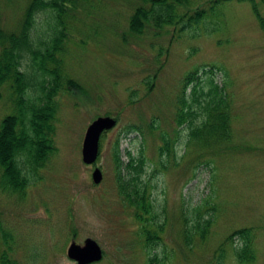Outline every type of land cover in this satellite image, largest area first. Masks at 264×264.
Instances as JSON below:
<instances>
[{
    "label": "rangeland",
    "instance_id": "obj_1",
    "mask_svg": "<svg viewBox=\"0 0 264 264\" xmlns=\"http://www.w3.org/2000/svg\"><path fill=\"white\" fill-rule=\"evenodd\" d=\"M26 2L0 0V26L15 29ZM254 2L264 19V0ZM140 4L77 0L68 10L63 72L83 90L58 91L56 150L28 174L23 191L0 184V255L6 251L15 264H77L66 248L87 236L103 253L89 264H264V29L251 1L194 0L189 8L177 6L178 13L205 12L183 30L181 22L155 28L151 21L134 33L129 18ZM23 62L31 70L30 60ZM194 70L199 85L211 75L225 92L228 138L200 143L189 138L187 119L177 121L184 77ZM193 83L186 86L188 101ZM13 110L6 83L0 119ZM98 115L116 123L100 134L98 156L88 164L82 140ZM163 135L170 152L160 155ZM129 154L143 157L147 212L118 189L119 169L130 180ZM145 228L158 235L156 244L145 245ZM242 228L249 229L253 258L240 261L235 248L244 239L235 232Z\"/></svg>",
    "mask_w": 264,
    "mask_h": 264
},
{
    "label": "trees",
    "instance_id": "obj_2",
    "mask_svg": "<svg viewBox=\"0 0 264 264\" xmlns=\"http://www.w3.org/2000/svg\"><path fill=\"white\" fill-rule=\"evenodd\" d=\"M77 0H27L23 14L15 29L6 30L0 26V86L8 84L13 101V112L4 114L0 119V184L11 192H22L28 182V174L36 173L37 167L45 164L56 150L53 140L55 119L58 108L56 95L61 86L66 89L83 87L63 72L66 26L65 17ZM194 0H142L129 18V30L141 33L145 25L153 21L155 28L165 23H182L183 30L192 22H197L205 10L197 8L192 13H178L177 6H192ZM219 0H211V2ZM253 11L264 29V19L254 0H250ZM43 17L37 25L39 17ZM44 26V27H43ZM31 70L25 68L24 60ZM211 72V68L203 70ZM48 77V78H46ZM39 78V79H38ZM190 88L191 100H187L186 86ZM206 86L199 85L197 70L189 71L184 77L182 95L179 97L177 121L187 119L190 129L189 138L207 143L211 138L225 139L230 134V107L225 92L211 75L206 77ZM146 83H153V79ZM196 103L197 108L192 107ZM201 115V120H193ZM164 144L159 154L170 152L169 139L162 136ZM190 140V141H191ZM119 163V158L116 157ZM143 157L129 154L126 166L130 180H123L118 170V189L137 209L147 212L149 203L145 202L144 189L140 186ZM138 218L141 214L136 213ZM195 226H200L199 217ZM205 224L210 222L206 219ZM248 228L235 233L242 235L244 242L235 248L238 260L253 258V251L247 237ZM145 245L156 244L158 235L148 228L144 229ZM157 259L150 258V261ZM0 264H15L3 251ZM161 264H163L161 260Z\"/></svg>",
    "mask_w": 264,
    "mask_h": 264
},
{
    "label": "water",
    "instance_id": "obj_3",
    "mask_svg": "<svg viewBox=\"0 0 264 264\" xmlns=\"http://www.w3.org/2000/svg\"><path fill=\"white\" fill-rule=\"evenodd\" d=\"M116 118L111 115H98L87 125L82 145L81 156L85 163H93L99 152V137L100 134L114 126ZM102 173L99 167H95L92 171V180L99 182ZM66 254L77 264H89L98 261L102 257V249L98 242L92 237H85L82 243L71 240L66 248Z\"/></svg>",
    "mask_w": 264,
    "mask_h": 264
}]
</instances>
